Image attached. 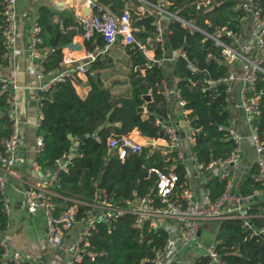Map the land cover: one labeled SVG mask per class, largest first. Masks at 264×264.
<instances>
[{"label": "trees", "instance_id": "1", "mask_svg": "<svg viewBox=\"0 0 264 264\" xmlns=\"http://www.w3.org/2000/svg\"><path fill=\"white\" fill-rule=\"evenodd\" d=\"M92 14L102 12L119 15L127 0H92ZM152 4L167 2L168 12L190 22L199 30L214 34L216 28H226L237 33L240 27L241 12L233 9L232 0H209L208 4H198L196 0H145ZM133 0V8L140 5ZM3 0H0V67L7 64V57L2 49V16ZM197 6V7H196ZM132 35L139 44L152 48L155 57H160L163 50L153 41L154 16L138 11H129ZM35 23L39 27L40 43L38 47H47L49 53L40 63L43 74H50L61 66V49L73 36H80L82 30L71 9L59 12L52 11L47 5H38L35 11ZM164 50L175 52L169 63L170 75L175 79V87L184 101L183 108L189 110L184 116L189 125L195 129L193 142L189 152L196 163L201 164L205 175L204 187L207 198L215 200L222 192L226 178H220L210 169L209 162L224 159L233 149V143L225 138L228 126L226 109V85L219 82L206 87L203 78L216 81L222 77L227 67L224 64L220 48L200 31H188L178 21L170 20L163 28ZM87 52L103 50L100 36L94 35L82 41ZM130 59L128 72V94L112 95L98 76L99 70L111 65V57L107 50L98 52L88 62L85 71L90 85L84 97H79L70 79H65L39 94L40 118L35 128V135L40 137L41 146L34 158L39 170L44 171L66 155L71 144L77 141L75 154L64 163L65 171H58L59 193L82 203L66 202L73 205L76 218L84 215L90 207L88 204L105 197L111 199L115 208L123 209L124 201L134 191L137 195L153 194L155 175L148 170L158 168L162 171L173 170L178 182L184 181V166L175 158L173 150L162 153L161 147L142 146L139 151L128 152L119 159L113 150L107 148L106 140L111 136L127 134L136 130L140 136L165 139L166 136L155 118L167 121L166 100L162 95L161 81L164 80V68L152 65L143 74L135 67H142L146 59L132 45L123 46ZM183 53V56H180ZM209 55L208 57L206 55ZM194 68L191 71L188 67ZM264 68V65H263ZM76 80V79H75ZM204 87L202 91L201 88ZM256 89L261 92L260 113L254 120L256 136L264 144V75L257 74ZM149 90L151 108L155 115H142L137 111L143 105L141 95ZM7 89L0 83V141L5 139L11 130V119L7 115ZM118 123V125H115ZM88 136L79 139L84 134ZM244 179L238 189L241 196L251 195L261 187L251 176ZM99 178V188L97 179ZM96 195V197H95ZM98 195V197H97ZM55 213L62 209V200ZM262 209V210H261ZM264 211V202L249 204L245 210V219L228 217L217 220L214 235V250L222 264H264V233L257 230L264 225V218L256 216ZM7 217L0 199V231L5 228ZM134 215L123 211L109 223L97 222L87 238L85 251L79 262L74 264H152L156 251L161 250L167 240V232L163 227L155 230L148 228L146 222L140 228L133 226ZM2 249L0 247V264ZM19 264H29L21 261ZM191 264H210L206 256L198 257Z\"/></svg>", "mask_w": 264, "mask_h": 264}, {"label": "built area", "instance_id": "2", "mask_svg": "<svg viewBox=\"0 0 264 264\" xmlns=\"http://www.w3.org/2000/svg\"><path fill=\"white\" fill-rule=\"evenodd\" d=\"M141 3L148 4L153 7L157 16H154V36L153 41L159 49L163 48V23L170 20L178 21L189 32L192 30L200 31L209 38L213 45L220 48L224 64L227 67L226 73L216 81L203 78L202 82L205 86L211 87L215 83H223L226 85L232 80H239V103L238 106L245 118L252 134L250 140L254 149V165L256 174L253 175V180L259 182L261 187L254 190L251 195L241 196L238 193L231 191L229 185L226 184L220 195L213 201L207 198V190L204 189L205 199L199 200L192 193L184 181L179 183L178 176L173 170L162 171L158 168H150L148 171L155 175L153 185V194L146 193L137 195L134 191L131 196L124 201V208H115L111 204V199L102 194V198L96 200L88 206V210L84 215L76 218V209L73 205L66 206V202L82 203L72 198L60 195V184L58 182V171H65L64 166L59 164L55 169L49 170L46 175L40 176L35 183H29L23 190V204L28 213L41 211L45 219V240L51 246L61 251L65 256V264H74L79 262L82 253L87 245V238L91 230L97 222L109 223L111 219H115L125 210L134 215L133 226L140 228L144 222L148 228L155 230L157 227H163L167 232V240L165 246L155 252L151 259L152 264H171L174 253L172 250H167L170 243L169 236L175 234L178 237V243L181 246L189 245L196 241L199 229V223L206 220H220L228 217L246 218V214L239 212L231 214L234 210L226 208L229 201L235 204L250 201V198L256 194L264 192V154L262 153L264 144L256 136V126L254 120L260 113V96L261 92L256 89L257 74L264 75V0H232L233 9L241 12L240 27L237 33L226 28H216L214 34H208L199 30L193 24L181 19L180 17L170 13L166 9L167 2H158L157 4L149 3L145 0H137ZM197 5L208 4L209 0H196ZM88 10L92 8L93 1L86 0ZM197 7V6H196ZM3 27H2V49L4 55L9 57L13 48L14 37L16 33V15H15V0H3L2 5ZM78 23L82 30L80 35L81 41H87L94 35L100 36L103 42V50L109 48L116 42L123 45L135 46L140 51H144V46L135 41L132 35V27L130 25L129 9L124 7L119 15H112L105 12L100 14H88L83 16L82 12L77 16ZM39 27L32 20L27 33V52L33 59L31 70L33 76L38 81L36 91L38 94L44 93L51 86L65 79H72L83 75L86 71V65L93 59L92 54L86 56V63H67L53 73L45 75L42 73L40 63L47 56L49 49L47 47H38L40 43ZM183 56V53H180ZM209 56L208 54L206 55ZM163 55L160 57H151L146 61L144 68L147 69L152 65L160 66L163 61ZM174 57L170 58L173 60ZM191 71L193 67L188 65ZM1 88L7 89L6 103L7 115L11 119V130L9 135L0 141V199L4 213L8 215V205L5 201L4 192L7 184L8 176L10 175L13 166L16 162V153L19 145L18 122L16 119V91L17 86L13 82H8L0 78ZM162 95L166 99L171 95L175 101L177 112L182 118L183 132H179L173 123L163 122L159 118L155 119V124H158L163 130L166 138L162 139L164 148L162 153L167 150H173L175 158L183 164L186 161L191 162L197 171L202 172L201 164L196 163L195 158L190 154L188 148L193 142L195 129H193L188 119L184 116L189 110L184 109V101L179 96L178 89L173 86L168 90L164 80L161 81ZM204 90V87L201 88ZM226 102V98H225ZM40 118V115H39ZM36 121V125L38 120ZM181 133L182 135H180ZM226 139L233 143V149L228 155L217 162H209L206 169H210L220 178H227L229 169L234 165L235 158L239 152L240 136L236 134L234 129L229 125L226 127ZM149 141L143 140V143L136 141L129 134L120 136H111L106 140L107 148L113 150L117 158L122 159L128 152L139 151L142 146H156V139L149 138ZM36 146L40 148L41 139L36 138ZM187 148V154L184 150ZM58 159L55 160L57 164ZM37 167L35 163L32 165ZM58 197L62 200V209L55 213V208L59 203L54 201ZM96 197V195H95ZM98 197V195H97ZM248 205L243 208L246 210ZM81 222L80 230L68 242H64L66 232L73 226L75 222ZM5 228L0 231V247L2 249L1 264H19L22 261L21 254L18 250L12 248L5 240ZM257 233H264V225L257 230ZM205 256L209 259L210 264H222L214 250L213 243L206 249ZM31 264V263H29Z\"/></svg>", "mask_w": 264, "mask_h": 264}, {"label": "crops", "instance_id": "3", "mask_svg": "<svg viewBox=\"0 0 264 264\" xmlns=\"http://www.w3.org/2000/svg\"><path fill=\"white\" fill-rule=\"evenodd\" d=\"M74 3H77L79 5V14L75 9H73ZM42 4L47 5L54 12H59L64 9H71L76 19L77 16L81 14L83 7L88 6L86 0H15L17 28L14 37L13 48L9 54L7 64L0 67V78L8 82H13L17 86V107L15 115L18 122L19 136L16 162L12 168L10 175L8 176L4 192L5 201L8 205L5 240L12 248L20 252L22 261H28L31 264H65L66 260L64 254L58 249L51 247L45 240V219L43 213L41 211L28 213L25 210L23 204V190L25 189L26 185L29 183L37 182V180L40 178V176L36 174L37 171L41 173L46 172V169L42 171L39 170L38 167L32 166L34 163V158L39 150V147H37L35 143L37 138V136L35 135V128L36 121L40 115V97L36 91L38 81L33 76L31 70V63L33 59L28 55L27 52V33L32 20L35 19V11L37 6ZM142 6L143 3L135 7V10L138 11V13H140L141 11L142 14ZM149 8L151 9V12L148 14H152L153 16L158 15L153 7L149 6ZM91 13L92 9L90 8L88 10V14ZM162 22H164V28L165 21L162 20ZM74 39H79L81 43V50L78 52L67 51L65 50L64 46L61 49V66L67 65V63H70V61L72 63H77L80 60L86 59V56L88 54H92L93 52L95 54H97L98 52H103L102 49L97 50L95 45H92L93 52H87L83 47L80 36H73L71 41H73ZM123 46L125 45L121 44L120 42H116L109 48H107V55L112 59L111 65L98 71V76L103 85H105L103 81L105 79L101 78V73L109 67L112 68L113 65L117 64L119 61L123 62L124 67H126L123 71L125 73L122 74L123 77H121L123 79L118 81L112 80L109 86H104L114 96L127 95L129 89L128 72L131 62L128 55L125 54ZM143 46L144 51H139L146 59V61H149V59L154 55L152 48H149V40H147L146 45ZM133 47L136 48L135 46ZM116 50L120 52L117 55L115 54V56L114 52ZM175 54V52L170 53L167 50H164L162 54L164 59L161 62L160 66L164 68V82L166 83V87L168 90L172 89V87L175 86V79L171 77L169 71V63L172 61L170 60V58H173ZM87 67L88 64L86 65V72H89ZM134 69L139 70L141 74H143L144 72V66L140 68L135 67ZM70 81H72V85L76 94L81 98L84 97L90 88V85L87 82L86 74L84 73L83 75H80L78 77H73L72 79H70ZM239 91V80L235 79L227 84L226 109L229 115L228 125L230 128L234 129L236 134L240 136L239 152L235 158L234 165L229 169L230 173L226 178L227 184L229 185L231 191H233L235 194L238 193L240 183L250 176V172L252 169L255 173L251 176L253 177V175L256 174V167L254 165L255 153L252 142L250 140L252 131L250 130L238 106ZM165 100L167 108V121L165 122L173 123L179 132H183L181 121L182 118L177 112V107L175 105L173 97L171 95H168ZM144 105L145 103L143 101L142 106ZM141 113L143 116H145L147 114L154 113V111L152 109V113H148L146 111H143ZM128 134L136 141L143 143V136H140L136 130L133 129L128 132ZM156 146H160L161 149L165 147L162 139H156ZM184 150L187 154L188 151L186 147L184 148ZM68 153L66 155H68ZM262 153L264 154V147ZM66 162H68V160ZM64 163H62L61 165L63 166ZM184 170V177L187 186L197 199L204 200L206 198L204 193L205 175L202 172L197 171L194 165L189 161H186L184 163ZM260 201L264 202V192L254 195L248 202L235 204L234 202L229 201L226 204V208L231 210L233 208L237 209V207H239L238 210L233 209L231 214H237L239 212L245 213L243 207L246 204H255ZM256 216L259 218H264V211L257 213ZM81 226V222H75L73 226L66 232L64 236V242L68 243L72 239V237L80 230ZM216 227V220H206L200 222L196 241L186 246H181L178 243L177 235L171 234L169 236L170 243L167 246V250H172L174 253L171 264H191L198 257L205 256L206 249L213 243Z\"/></svg>", "mask_w": 264, "mask_h": 264}, {"label": "water", "instance_id": "4", "mask_svg": "<svg viewBox=\"0 0 264 264\" xmlns=\"http://www.w3.org/2000/svg\"><path fill=\"white\" fill-rule=\"evenodd\" d=\"M82 15L83 16H87L88 15V8L86 6L83 7V9H82ZM65 50H67V51H75V52L80 51L81 50V43H80L79 39H74L73 41L67 43L65 45ZM92 54L94 55L95 53L93 52ZM86 62H87V59H83V60L78 61L77 64L86 63ZM140 98L144 101L145 105L144 106H139L137 108V111L138 112L146 111L148 113H152L151 100H150V92H149V90L145 94L141 95ZM152 114L155 115L154 113H152ZM115 125H118V123H115ZM89 134H91V133L84 134V135L80 136L79 139H82V138L88 136ZM179 134L182 135L181 133H179ZM143 139L146 140V141H149L150 140L148 137H143ZM76 145H77V141L76 142H73L72 146L69 149L68 155L62 156L58 160L57 164L53 163L50 166V168L46 169V172L41 173V172L37 171L36 174L38 176L46 175L49 172L50 169L53 170L59 164H62L64 162H66L67 160H69L73 156V154H74ZM97 188H99V178L97 180Z\"/></svg>", "mask_w": 264, "mask_h": 264}, {"label": "rangeland", "instance_id": "5", "mask_svg": "<svg viewBox=\"0 0 264 264\" xmlns=\"http://www.w3.org/2000/svg\"><path fill=\"white\" fill-rule=\"evenodd\" d=\"M132 1V2H131ZM128 0V2L126 3V8L130 10H135L133 8V0ZM142 4V3H141ZM71 5V4H70ZM79 5L77 3H74V6H73V9H75L77 11V13L79 14ZM136 11V10H135ZM151 12V9L149 8V5L148 4H145L143 3V6H142V13H150ZM141 13V11H140ZM120 51L116 50L114 52V55L116 54H119ZM115 55V56H116ZM126 67H124V64L123 62L119 61L117 64H114L112 68H107L105 69L102 73H101V78L102 79H105L103 80L104 81V84L102 83L103 86H109V84L111 83L112 80H121L123 78L122 74H124L125 72H123L125 70Z\"/></svg>", "mask_w": 264, "mask_h": 264}, {"label": "bare ground", "instance_id": "6", "mask_svg": "<svg viewBox=\"0 0 264 264\" xmlns=\"http://www.w3.org/2000/svg\"><path fill=\"white\" fill-rule=\"evenodd\" d=\"M74 1H75V0H74ZM69 55H70V54H69ZM69 55H68V56H69Z\"/></svg>", "mask_w": 264, "mask_h": 264}]
</instances>
